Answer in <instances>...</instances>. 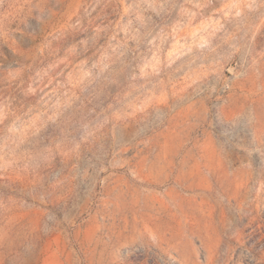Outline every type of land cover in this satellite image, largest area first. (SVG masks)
<instances>
[{"label":"rangeland","instance_id":"1","mask_svg":"<svg viewBox=\"0 0 264 264\" xmlns=\"http://www.w3.org/2000/svg\"><path fill=\"white\" fill-rule=\"evenodd\" d=\"M0 264H264V0H0Z\"/></svg>","mask_w":264,"mask_h":264}]
</instances>
